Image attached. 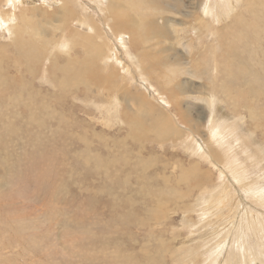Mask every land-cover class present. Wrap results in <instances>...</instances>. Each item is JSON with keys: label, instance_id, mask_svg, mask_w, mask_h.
I'll return each mask as SVG.
<instances>
[{"label": "rangeland", "instance_id": "obj_1", "mask_svg": "<svg viewBox=\"0 0 264 264\" xmlns=\"http://www.w3.org/2000/svg\"><path fill=\"white\" fill-rule=\"evenodd\" d=\"M193 1L45 0V6L41 0L52 26L64 14L68 38L82 31L89 43L113 45L107 60L89 67L85 84L67 89L45 59L51 48V58L60 55L59 32L49 46L31 41L29 22L0 25V264H264L258 256L245 260L251 238L264 251V199L239 200L247 195L245 184L264 186V0H243L215 23L244 34L221 41L222 33L197 26ZM171 21L177 34L165 31ZM125 28L137 32H120ZM105 31L118 33L106 40ZM68 41L70 56L86 59L78 42ZM29 43L40 50L35 65L19 53ZM196 62L203 78L188 74ZM169 69L180 72L173 76ZM123 82L127 97L137 93L150 108L163 105L189 137H155L152 119L121 100L124 88L109 93ZM202 99L216 103L215 128ZM250 110L259 117V132ZM97 158L110 165L97 170ZM229 163L234 169L221 188V169ZM194 169L190 181H180ZM166 199L172 202L161 208ZM239 204L256 217L241 219ZM155 210L164 216L158 219Z\"/></svg>", "mask_w": 264, "mask_h": 264}, {"label": "bare ground", "instance_id": "obj_2", "mask_svg": "<svg viewBox=\"0 0 264 264\" xmlns=\"http://www.w3.org/2000/svg\"><path fill=\"white\" fill-rule=\"evenodd\" d=\"M45 1V0H44ZM243 0H208L206 1L205 3H200L198 0H194L193 3H192V12L190 13V16L191 17H194L195 20L197 21V26L198 27H203L207 33L209 32H218V35L219 34H223V37L219 36V40L221 41L222 39H224V37H233V38H236L238 36L240 37H243L244 34H241V32H238L237 29L235 28H232L231 26L230 27H226L225 29L223 30H220L218 28H216V24L215 23H218L220 24L221 21L228 15V11L231 9V11H236L238 9V4L239 3H242ZM14 4V1L11 0L9 3H3L2 6L4 7H7L9 5H12ZM201 11V12H200ZM232 11V12H233ZM203 13L204 15H207L208 16V20L207 18H205V16L203 15V17H201V15H198V14H201ZM61 14V15H59ZM59 18L55 19L56 20V23H55V26H52V22H51V19L49 18V16L47 15V18L50 22V29H51V33L50 35L48 36V38L46 39L47 41H45V43L47 45H52L54 42H53V37L54 39L57 38L56 36H58V32L60 33V38L58 39L59 41V45L57 46V49H58V54L60 55H54L53 58L50 57V54L52 52V48L49 49V54H47V58H45L47 61L49 60L52 64V70L54 73L57 72L58 74H62L64 76L63 77H59V81L61 83V85L63 86L64 89H67L69 87H73L75 86V84L79 83V84H85L84 82H87L88 81V75H90L91 71L89 69V67L93 68V67H96L99 65L97 59H103V60H107V58L111 55L112 53V49H113V45H109V48L106 46V45H101L99 43H96L94 41L93 38H91V42L89 43L88 41V38H87V34H82L81 32H77L76 34H73V35H70L69 38L66 36V32L68 29H66V27H68V23L66 22V19L64 17V14L61 12L59 13ZM231 16V14L229 15ZM228 16V17H229ZM236 18H238L237 16H235ZM90 19V17H89ZM92 20V18H91ZM238 20H241L238 18ZM155 23V21H154ZM120 24V21L119 20H116L115 21V27L116 28L117 26H119ZM246 24V22L244 23ZM57 25H61L60 28L57 26ZM91 25L94 27V23L91 22ZM140 25V24H139ZM178 26L176 24V22H169L168 24L165 25V31H166V28H170V29H173L174 33L177 34V30L175 29L176 27ZM19 27H22V26H19ZM139 28V27H138ZM34 29V28H33ZM39 29H42V33L39 34L38 33V30ZM39 29H34L35 30V33L34 35L36 34L38 37L40 36H43L45 34V30L46 28H39ZM54 31V34L53 36L51 37L52 33ZM79 31V30H78ZM124 31H128L130 32L131 34H134L137 32L136 29H131L130 31L128 30V28H125L123 30H121L120 32H124ZM98 31H94V33H97ZM117 32H104V37L106 40H109V39H112L114 37L115 34H117ZM33 35V37H34ZM218 35L215 36L213 39H216L218 38ZM205 37H207V34L204 35ZM33 37L31 39V41H33ZM51 37V38H50ZM59 37V36H58ZM163 38H165L164 35H162ZM52 39V40H51ZM68 39L70 41L72 40H76L78 43H76V46H78V49H82L84 51V57H86V59H83V60H80V59H76V58H73L72 56H70L69 52H71V50H69L70 48V42L68 41ZM237 39V38H236ZM193 40V39H192ZM58 43V42H57ZM56 43V44H57ZM30 45L33 46V43H29ZM35 47L33 46L31 49H20L22 51H19V53L21 55H24L23 59L26 60L27 62H33L31 64H34L35 65V62L36 61H40L41 59V54L39 53V51H36L37 49L33 50ZM75 49V48H74ZM196 49V47L194 46L193 43H190L188 46H187V50L189 52V54H193L194 53V50ZM75 51V50H74ZM45 54V53H44ZM65 57H62L63 55H65ZM143 57V55H141ZM140 56V57H141ZM46 57V55H45ZM62 59V60H60ZM38 61V62H39ZM42 61V60H41ZM137 61L138 58H137ZM2 62V61H1ZM140 63H144L142 61H140ZM98 64V65H97ZM31 66V65H30ZM37 66V65H36ZM201 66L199 63L196 62V70L194 71H188V74L192 77V78H203L202 75L198 74V71L201 69ZM30 68V67H29ZM32 68V66H31ZM30 68L31 70V73L34 74L36 73L35 71V68L33 67L32 69ZM170 70V74L173 75V76H176L178 72H180L179 70H174V69H169ZM4 71V68L3 67H0V76L2 75ZM58 74L55 73L56 75V78H58ZM0 80H4V78L2 79L0 77ZM201 80V79H200ZM5 81V80H4ZM125 81V79H124ZM57 82V81H56ZM76 82V83H75ZM73 84V85H72ZM76 84V85H77ZM202 87V86H201ZM204 87V86H203ZM202 87V88H203ZM124 88L125 92L124 94H122V97H121V100L128 103L129 105H133V109L137 112V115L140 116L141 118H143V116L140 115V112H139V106L143 107V108H150L148 107V104H150V102H145L144 101V98L145 96L144 95H140V94H132V95H128L127 97V88H126V83H120V84H116L115 86H113L111 89H109V93H112L113 90L114 91H117L119 92V89L122 90ZM57 89V88H56ZM64 91V90H63ZM112 91V92H111ZM161 99V98H159ZM24 99H20V102L23 101ZM203 101H205L206 104H208L211 108V113L212 115L210 116V122L208 123L209 125L208 126H211V128H213L214 126L212 125V123H214L217 119H218V116L215 114L216 113V103L214 100H208V99H202ZM15 101L19 102V100H17V98L15 99ZM202 101V102H203ZM157 102V101H155ZM162 108L158 107L156 110L155 113H162L166 116V123L165 124H155V123H151L150 122V128H151V132L153 133V135L155 137H157L159 140H166L168 137L170 136H176L178 139H181L183 138L184 136H188V133L187 131L188 130H184V127H182L180 124V120L177 121L175 119V117H171L169 115V111H167V108L163 107V105H161ZM54 110V109H53ZM213 111V112H212ZM250 116L252 119H255L257 122H256V131L259 132V124H260V120H259V117L258 115L256 114V112H253L252 110H250ZM48 117H50V113H48ZM135 119V118H134ZM184 120V122L187 120L186 118L185 119H182V121ZM201 122V121H200ZM136 126H137V123L135 122ZM141 124V123H140ZM138 124V125H140ZM175 125V126H174ZM215 128V127H214ZM197 131V130H196ZM151 132H149L151 134ZM192 132V131H191ZM231 132V131H230ZM264 135V131L260 132ZM59 134H57V136H59ZM212 138H215L217 136H220L219 134H215V135H212ZM189 137V136H188ZM210 137V136H209ZM225 136H223L224 138ZM156 138V139H157ZM197 138V137H196ZM221 138V139H223ZM173 139V138H172ZM209 139V138H208ZM199 140V139H198ZM197 140V141H198ZM213 140V139H212ZM211 140V141H212ZM203 141V140H202ZM201 141V142H202ZM205 141V140H204ZM192 142V141H191ZM195 142V140H194ZM217 142V140H216ZM226 142V141H225ZM180 143V142H179ZM199 143V142H198ZM197 143V144H198ZM215 143V142H214ZM213 143V144H214ZM220 146H222V148L225 146L224 143L222 142H218ZM227 143V142H226ZM182 144V143H181ZM187 144V143H186ZM189 144V143H188ZM194 145V143H193ZM202 145V144H201ZM200 146V145H199ZM229 146V144L227 145ZM183 147V146H182ZM187 149L188 147L185 146ZM196 149L198 150L197 146H195ZM215 147V146H214ZM226 147V146H225ZM204 148V147H203ZM217 148V147H216ZM260 148V147H259ZM202 149V148H200ZM225 149V148H224ZM185 150V149H184ZM205 150V149H204ZM187 151V150H186ZM189 151V150H188ZM194 151V150H193ZM208 151H209V148H208ZM190 152V151H189ZM188 152V153H189ZM197 152V151H196ZM200 153V152H199ZM196 154V153H195ZM198 154V152H197ZM206 154H209L211 155V152L209 153H206ZM231 155H237V154H231ZM230 155V156H231ZM229 156V157H230ZM121 157V156H120ZM204 158V157H203ZM207 158V157H206ZM208 159V158H207ZM206 159V160H207ZM205 160V161H206ZM95 161V164H96V167H97V170H101V169H105L106 167H108L110 164V160L107 161H102L101 159L97 158L94 160ZM257 161V160H256ZM262 161V160H261ZM200 162V161H199ZM232 162V161H230ZM239 161L236 162V164L238 163ZM198 163V162H196ZM181 164V163H180ZM200 164V163H199ZM248 164V163H247ZM262 164V163H261ZM189 165V164H188ZM195 165V164H194ZM212 165V164H211ZM213 166V165H212ZM231 164L229 163L227 166H225L224 169H221V173H222V176H220V181L218 182V185L217 186H220L221 188L224 187V183H227L225 182L226 180L225 179H228L230 178L232 172H233V169L234 168H230ZM187 167V166H186ZM211 167V166H210ZM197 168V167H196ZM212 168V167H211ZM217 169V166L215 167ZM205 169V168H204ZM208 169V168H207ZM118 170V169H117ZM196 170L197 169H194V170H191V171H188V170H185L184 172L182 173L181 175V178H180V181L184 180V181H188L193 174L196 173ZM213 170V169H212ZM198 171V170H197ZM220 171V170H219ZM212 172V171H211ZM199 173V172H198ZM201 173V172H200ZM220 173V172H219ZM200 175V174H198ZM180 177V175H179ZM211 177V176H210ZM208 178V177H207ZM190 181V180H189ZM207 181V180H206ZM217 181V180H216ZM194 182V181H193ZM238 184L241 183L240 179L237 180ZM177 183V182H176ZM181 183V182H180ZM197 185V184H196ZM202 185V184H201ZM188 186V185H187ZM245 186V189L243 190L244 193H246L247 195L243 196L241 198V195H239V200L244 202L243 200L244 199H248V198H256V199H264V186H261V188H254L253 186L249 185V186H246V184L244 185ZM209 187V186H207ZM237 189H238V185H236ZM197 189V188H196ZM177 190V189H176ZM228 190V189H227ZM190 191V190H189ZM197 191V190H196ZM179 192V191H177ZM182 192V191H181ZM203 192V191H202ZM185 193V191H184ZM184 193H181V194H184ZM204 193V192H203ZM186 194V193H185ZM230 194V193H228ZM187 195V194H186ZM185 195V196H186ZM204 195V194H202ZM145 196V195H144ZM223 197V196H222ZM175 198V197H174ZM227 198V197H225ZM216 201H219V200H216ZM254 201H256L254 199ZM172 201H168L167 199L166 200H161L160 202V207L161 208H165L166 205H168V203H171ZM164 204V205H163ZM214 204V203H213ZM237 204V203H236ZM216 205H217V202H216ZM235 206V205H234ZM172 207V206H171ZM236 207V206H235ZM252 207V205H251ZM236 208H240L239 210V215H240V218L241 219H253L256 217V213L254 212L253 214H251L250 210H248V208L244 205V204H239V207H236ZM169 209V208H168ZM253 211H254V207H252ZM170 211V210H169ZM172 211V210H171ZM154 215H156L155 217H157L158 219L163 215L161 210L160 211H157L155 210ZM264 214V213H263ZM164 216V215H163ZM150 217V216H149ZM154 218V217H153ZM165 218V217H164ZM156 219V218H155ZM163 220V219H162ZM144 222V221H143ZM210 236V235H209ZM222 249L220 248L219 249V253H221ZM188 254V253H187ZM216 257V256H215ZM188 259V258H187ZM215 259V258H214ZM213 259V260H214ZM212 260V261H213ZM217 261L215 260V263Z\"/></svg>", "mask_w": 264, "mask_h": 264}, {"label": "flooded vegetation", "instance_id": "obj_3", "mask_svg": "<svg viewBox=\"0 0 264 264\" xmlns=\"http://www.w3.org/2000/svg\"><path fill=\"white\" fill-rule=\"evenodd\" d=\"M11 0H0V25H7V24H13L15 26H21V25H25L29 22L30 27L36 29L39 28H46L45 30V34L43 36L38 37L36 34L34 35V39L37 41H46V39L48 38V36L51 33V29H50V22L47 18L48 13L41 10L40 9V1L41 0H24V2H21L22 0H13L14 4L9 5L7 7L2 6L3 3H9ZM24 3V5H34L32 7H28V6H22V4ZM43 4L46 6V2L44 1ZM39 6V7H38ZM22 11L23 14H21L20 16H17L16 11L20 10ZM15 10V11H14ZM28 10L30 12V17L32 18L31 21L28 20ZM14 11V12H12ZM26 11V12H24ZM38 20L36 21V23L33 22V20ZM39 19H42V21H40ZM21 21V22H17V21ZM43 24H45L46 26H44ZM35 43H40V42H35ZM33 46L29 45V46H24L22 49H31ZM233 156V155H231ZM230 156V159H232ZM238 156V155H236ZM251 161L252 160V156H250ZM234 160V159H233ZM233 162V161H232ZM237 162V161H236ZM247 200V199H244ZM243 200V201H244ZM248 206H251V204H248ZM252 208V207H251Z\"/></svg>", "mask_w": 264, "mask_h": 264}, {"label": "crops", "instance_id": "obj_4", "mask_svg": "<svg viewBox=\"0 0 264 264\" xmlns=\"http://www.w3.org/2000/svg\"><path fill=\"white\" fill-rule=\"evenodd\" d=\"M127 84H126V88H127ZM128 89V88H127ZM158 100L160 99H157L155 101L158 102ZM144 101L145 102H148L146 96L144 98ZM139 112H140V115L143 116V117H148V118H151L152 120L150 121L151 123H155V124H165L166 123V116L162 113H155L156 110L154 108H143L141 106H139ZM257 240H254V239H250L248 244L246 245V252H247V255L245 256V260L248 262L251 258L253 257H260V258H264V251H263V248L262 249H258V244L256 243ZM256 247V249H252L249 247L250 244H252ZM263 247V246H261ZM242 251V250H241Z\"/></svg>", "mask_w": 264, "mask_h": 264}]
</instances>
